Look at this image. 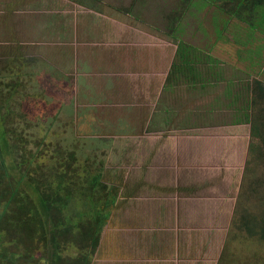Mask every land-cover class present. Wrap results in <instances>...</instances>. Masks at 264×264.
Returning a JSON list of instances; mask_svg holds the SVG:
<instances>
[{
    "label": "rangeland",
    "instance_id": "rangeland-1",
    "mask_svg": "<svg viewBox=\"0 0 264 264\" xmlns=\"http://www.w3.org/2000/svg\"><path fill=\"white\" fill-rule=\"evenodd\" d=\"M256 1L56 0L47 44L0 38V264H264ZM74 4L131 48L54 53Z\"/></svg>",
    "mask_w": 264,
    "mask_h": 264
},
{
    "label": "crops",
    "instance_id": "crops-1",
    "mask_svg": "<svg viewBox=\"0 0 264 264\" xmlns=\"http://www.w3.org/2000/svg\"><path fill=\"white\" fill-rule=\"evenodd\" d=\"M48 2V5H47ZM58 2V1H57ZM56 0H0V38L2 39L1 43H6L9 40L12 39L13 42H22V43H27V44H37V45H44L47 44V38H45V35L41 34V32H37L36 35L29 33L28 30L30 31L31 28L27 29L28 24H33L34 22L40 23L39 21V15L36 14V16H33L32 14L37 13V12H43L42 8L44 11H46V14L42 20L45 22L48 21V19H52V17L55 18L54 15L58 13V5H57ZM37 3V4H36ZM31 5V6H30ZM43 7H40V6ZM32 7V9L29 8ZM75 8V13L71 15L69 23H70V30H69V36L67 41L64 43L60 37H53L51 40L49 37V40L51 43H53V52L54 53H61L63 52L64 56H69V58L73 57L76 53L77 46L76 44L83 41H88L84 37H93L95 38L94 41L99 40L101 43H103V48L105 49V52H111L114 51L115 49H122V52L125 49H130L131 48V42L126 39V41L121 38V34L119 32L122 30L123 27H128L132 28L134 31V28L140 29L141 26L139 25L138 22H135V18L132 14L130 13V20H127L124 15H122L119 12V9L113 10L115 11V14H108L107 16L103 17L104 22H106L108 26L109 32H105L101 34V36H98V33L94 32L96 29H103V24L102 20L99 23L97 20L90 22L87 19V15H89L91 12L89 9H84L80 11L81 18H77V6L74 4ZM42 14V13H41ZM30 15V16H28ZM22 25H21V23ZM32 26V25H31ZM30 26V27H31ZM104 30V29H103ZM82 32V33H81ZM84 36V37H83ZM31 37L34 38L33 41H31ZM37 37L42 38V39H36ZM136 37V34L134 33L133 39ZM21 38V41L19 40ZM38 40V41H37ZM102 40H104L102 42ZM67 43V45H66ZM126 43H130V46H125ZM74 46V47H73ZM43 48H40V53L44 54L45 51H42ZM36 51V50H35ZM132 51V50H131ZM8 52V51H6ZM37 52V51H36ZM177 52L175 50V56H177ZM120 53V54H121ZM132 57L133 54L131 53ZM78 56V55H77ZM131 57V58H132ZM173 57V58H174ZM134 58L131 59L130 63L133 61ZM141 60L139 59L138 64H140ZM138 67L139 65H135ZM151 70L147 69L146 71ZM130 73H135V72H130ZM111 75V74H109ZM157 73L154 74V78L156 77ZM114 79V78H113ZM158 80V77H156V81ZM112 96V95H111ZM115 94L112 96L113 100L115 98ZM171 164H165L162 168L161 165L159 166V169L155 170V172H160L161 170H164V168H168ZM169 169H172L169 167ZM125 264V263H124Z\"/></svg>",
    "mask_w": 264,
    "mask_h": 264
},
{
    "label": "trees",
    "instance_id": "trees-1",
    "mask_svg": "<svg viewBox=\"0 0 264 264\" xmlns=\"http://www.w3.org/2000/svg\"><path fill=\"white\" fill-rule=\"evenodd\" d=\"M242 1H244V0H242ZM257 3H255V7H254V9H260V12H259V19L256 21V25H258V26H260V28H262L263 30H264V2H263V0H258V1H256ZM260 7V8H259ZM181 49H180V51L178 50V52H177V57L179 56V55H181ZM181 58H182V60L184 61V64L186 63V66H187V62H188V60H186L185 58H186V56H185V54H184V52L182 53V55L180 56ZM174 68H175V65H174ZM8 173L6 172V174L5 175H7ZM97 177H99V174H96V175H93V177H92V180L94 181V180H96L97 179ZM101 184V187H103V188H106V185H104V184H102V183H100ZM60 203L61 204H63L64 202L63 201H60ZM51 205V204H50ZM97 216H99L100 217V214H98ZM99 221H98V223H100L99 224V226L101 225V223H102V218H100V219H98ZM98 226V227H99ZM98 244H99V236L98 235H96L95 236V238L93 239V248L95 249L97 246H98ZM88 262V261H87Z\"/></svg>",
    "mask_w": 264,
    "mask_h": 264
}]
</instances>
